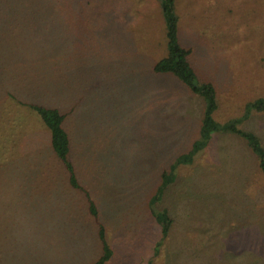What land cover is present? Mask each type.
<instances>
[{"label": "rangeland", "instance_id": "rangeland-1", "mask_svg": "<svg viewBox=\"0 0 264 264\" xmlns=\"http://www.w3.org/2000/svg\"><path fill=\"white\" fill-rule=\"evenodd\" d=\"M179 41L216 90L213 118L264 147V0H175ZM159 0H0V264H264V174L245 140L215 131L187 162L205 109L153 65ZM29 104L67 115L69 160ZM175 178L160 195L161 174ZM173 219L166 236L155 215Z\"/></svg>", "mask_w": 264, "mask_h": 264}, {"label": "trees", "instance_id": "trees-1", "mask_svg": "<svg viewBox=\"0 0 264 264\" xmlns=\"http://www.w3.org/2000/svg\"><path fill=\"white\" fill-rule=\"evenodd\" d=\"M159 5L164 17L167 39V53L153 65V72L157 74L169 73L179 79L192 93L202 97L205 101V109L200 126V138L196 140L189 152L181 157L177 162H187L198 151L205 148L211 138V133L215 131H224L232 133L245 140L246 145L258 157V167L264 174V147L260 138L253 132L244 130L237 126V121L218 124L213 118V112L217 107L216 90L212 83L199 81L195 70L190 64L192 49L184 46L179 41L178 36V16L175 9V0H159ZM255 109L264 110V99L257 100L253 105ZM29 107L38 115L43 124L50 133V143L57 158L68 172V183L72 189L80 191L86 197L90 215L98 221V210L86 187L80 184L76 177L75 166L69 160L70 137L64 128V122L67 115L58 108L45 106L41 104H29ZM175 164H172L169 171L161 174L162 183L151 198L155 202L160 198L165 187L172 183L175 174L173 173ZM158 223L162 226V236H166L173 223L172 217L168 211L162 210L155 215ZM98 236L102 245V254L92 264H104L112 255V249L109 247L103 226L99 225Z\"/></svg>", "mask_w": 264, "mask_h": 264}]
</instances>
